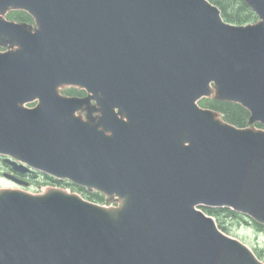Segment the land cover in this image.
I'll list each match as a JSON object with an SVG mask.
<instances>
[{"label": "water", "instance_id": "95a60500", "mask_svg": "<svg viewBox=\"0 0 264 264\" xmlns=\"http://www.w3.org/2000/svg\"><path fill=\"white\" fill-rule=\"evenodd\" d=\"M245 1L257 22L210 0H0V153L119 202L1 189L0 264H264L199 208L264 224V129L199 104L264 124V0Z\"/></svg>", "mask_w": 264, "mask_h": 264}, {"label": "trees", "instance_id": "16d2710c", "mask_svg": "<svg viewBox=\"0 0 264 264\" xmlns=\"http://www.w3.org/2000/svg\"><path fill=\"white\" fill-rule=\"evenodd\" d=\"M221 9L224 17L229 22L235 24H245L248 22H252L257 20V15L253 11V9L244 1V0H211ZM10 18L19 20V21H29L31 22L33 18L25 11L16 10L12 11L9 14ZM202 104L205 106L211 107L213 109L218 110L224 116V118L237 125V126H245L248 123L249 112L246 108L242 105L230 102V101H222L217 100L215 98H205L202 100ZM50 179L51 177L48 176ZM81 190L85 191L87 197L91 198L92 200H104V196L99 193H88L84 188H80ZM207 212L215 215L219 221L221 227L225 230H228V226L225 225L223 218L225 217H238L244 219L243 216L234 212L229 208H209L204 207ZM258 225V224H257ZM258 227L264 228L263 226L258 225Z\"/></svg>", "mask_w": 264, "mask_h": 264}, {"label": "rangeland", "instance_id": "374dc122", "mask_svg": "<svg viewBox=\"0 0 264 264\" xmlns=\"http://www.w3.org/2000/svg\"><path fill=\"white\" fill-rule=\"evenodd\" d=\"M5 49L0 46V50ZM256 125V124H255ZM257 126V125H256ZM259 127V126H257ZM264 128V127H259ZM42 175L32 177V183L28 187H23L30 192L39 191L41 186H45ZM0 184L8 186V182L0 178ZM224 224L228 226V233L242 239L249 246H251L257 253L261 255L264 260V232L259 231L253 223H248L240 217H225L223 218Z\"/></svg>", "mask_w": 264, "mask_h": 264}]
</instances>
